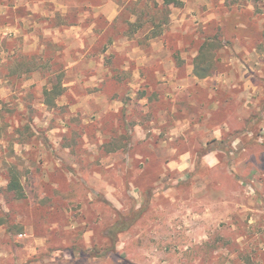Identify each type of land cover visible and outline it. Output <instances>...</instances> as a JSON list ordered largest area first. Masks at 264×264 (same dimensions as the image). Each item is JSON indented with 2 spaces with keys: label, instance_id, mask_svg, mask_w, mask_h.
<instances>
[{
  "label": "rangeland",
  "instance_id": "obj_1",
  "mask_svg": "<svg viewBox=\"0 0 264 264\" xmlns=\"http://www.w3.org/2000/svg\"><path fill=\"white\" fill-rule=\"evenodd\" d=\"M0 58V264H264V0H0Z\"/></svg>",
  "mask_w": 264,
  "mask_h": 264
},
{
  "label": "trees",
  "instance_id": "obj_2",
  "mask_svg": "<svg viewBox=\"0 0 264 264\" xmlns=\"http://www.w3.org/2000/svg\"><path fill=\"white\" fill-rule=\"evenodd\" d=\"M156 34L152 36V38H155ZM206 42V43H205ZM215 43V38H207L204 40V44L198 49V53L193 59V69H192V75L199 80H203L206 78H209L216 72H218V69L221 65V58H218L217 51H212V46ZM214 47V46H213ZM218 49V48H217ZM47 61H50L49 59H46ZM1 61V58H0ZM23 65H18L17 71L13 68H9L7 66V78H15V76H22L27 74H32L34 71H38V66H28L25 68ZM23 69V70H22ZM65 69V68H64ZM64 75V73H63ZM3 77V78H5ZM1 78V77H0ZM49 81L45 83L44 86L41 87L42 93H41V100L42 103H44L48 108H53L56 106V101L58 98H60L65 91V86L63 81L61 80L60 76H57L55 80L53 78L48 77ZM48 83V84H47ZM5 190L7 192H10L14 194V196L18 199H21L24 197V190L19 178L18 173L15 170H9L8 180L7 184L5 186ZM7 222L5 220L0 221V226L5 225ZM15 229L13 232L14 235H17L21 233L22 226L18 225H11L8 227V230L11 232ZM127 228L122 226L120 222H117L115 225L106 228L103 231V244L100 247H97L94 245L89 249V251H92L93 254L91 256L98 257L99 254L102 252L101 255L110 256L114 254V251L116 250L117 245L120 242L119 234L122 233Z\"/></svg>",
  "mask_w": 264,
  "mask_h": 264
},
{
  "label": "crops",
  "instance_id": "obj_3",
  "mask_svg": "<svg viewBox=\"0 0 264 264\" xmlns=\"http://www.w3.org/2000/svg\"><path fill=\"white\" fill-rule=\"evenodd\" d=\"M228 81H230V80H228ZM247 81V83L245 82V84H248V82L253 86V84L251 83V79H247L246 80ZM232 84V83H231ZM257 90V88H255L253 91V94H252V96L254 95V93H255V91ZM254 102V101H253ZM213 154H210V152L209 153H206L203 157L204 158H202L201 160H202V162L204 163V164H206V165H209V166H213V165H216L217 163H218V160L217 159H214V157L212 156ZM186 156H182L181 157V162H180V164L181 163H183L184 165H186L184 162L186 161V158H185ZM214 161V162H213ZM178 163V159H176L175 158V160L173 161V164H174V166H175V168H178V165L179 164H177ZM201 163V161L199 160V164ZM182 164V165H183ZM198 164V163H197ZM181 165V166H182ZM183 165V166H184ZM180 174H181V172H180Z\"/></svg>",
  "mask_w": 264,
  "mask_h": 264
}]
</instances>
